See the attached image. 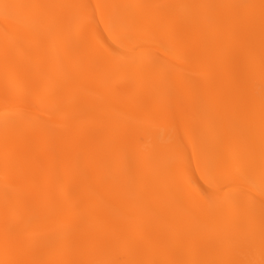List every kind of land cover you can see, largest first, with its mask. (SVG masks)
Wrapping results in <instances>:
<instances>
[{
    "label": "bare ground",
    "instance_id": "1",
    "mask_svg": "<svg viewBox=\"0 0 264 264\" xmlns=\"http://www.w3.org/2000/svg\"><path fill=\"white\" fill-rule=\"evenodd\" d=\"M0 264H264V0H0Z\"/></svg>",
    "mask_w": 264,
    "mask_h": 264
},
{
    "label": "rangeland",
    "instance_id": "2",
    "mask_svg": "<svg viewBox=\"0 0 264 264\" xmlns=\"http://www.w3.org/2000/svg\"><path fill=\"white\" fill-rule=\"evenodd\" d=\"M249 6V4L247 3V2H245L244 4H243V8L244 9H246L247 7ZM187 126L188 125H181V126H178V128L176 129V131L177 130H184V129H186L187 128ZM175 142H176V144H175ZM175 142H172L171 144L173 145V151L175 152V153H177V151L179 150L178 148L181 146L180 145V140H175Z\"/></svg>",
    "mask_w": 264,
    "mask_h": 264
}]
</instances>
